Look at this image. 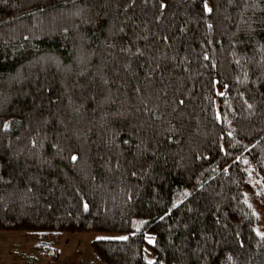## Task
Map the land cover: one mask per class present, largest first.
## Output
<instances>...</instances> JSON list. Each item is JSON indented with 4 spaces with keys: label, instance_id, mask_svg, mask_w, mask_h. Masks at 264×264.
Listing matches in <instances>:
<instances>
[{
    "label": "trees",
    "instance_id": "1",
    "mask_svg": "<svg viewBox=\"0 0 264 264\" xmlns=\"http://www.w3.org/2000/svg\"><path fill=\"white\" fill-rule=\"evenodd\" d=\"M247 198L264 0H0V231L126 234L91 241L101 264H264Z\"/></svg>",
    "mask_w": 264,
    "mask_h": 264
},
{
    "label": "rangeland",
    "instance_id": "2",
    "mask_svg": "<svg viewBox=\"0 0 264 264\" xmlns=\"http://www.w3.org/2000/svg\"><path fill=\"white\" fill-rule=\"evenodd\" d=\"M247 199L262 219L258 231L264 234V203L256 204L251 198ZM126 236L123 233L64 234L57 243L47 239L39 244L34 238L22 232L0 231V264H46L50 260L53 248L58 251L55 264H101L91 250V241L122 240Z\"/></svg>",
    "mask_w": 264,
    "mask_h": 264
}]
</instances>
